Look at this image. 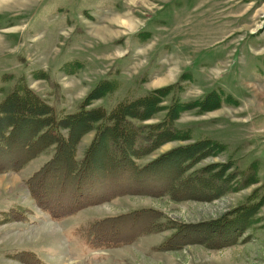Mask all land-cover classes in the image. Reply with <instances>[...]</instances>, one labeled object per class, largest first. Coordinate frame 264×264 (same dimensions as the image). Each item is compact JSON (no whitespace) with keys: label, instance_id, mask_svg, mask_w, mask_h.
<instances>
[{"label":"rangeland","instance_id":"rangeland-1","mask_svg":"<svg viewBox=\"0 0 264 264\" xmlns=\"http://www.w3.org/2000/svg\"><path fill=\"white\" fill-rule=\"evenodd\" d=\"M68 62L77 64L73 73L64 70ZM102 79L117 80V87L88 107L109 109L125 97L178 83L182 100L211 91L230 95L205 112H182L175 125L192 129V139L168 141L139 160L211 138L224 148L213 149L191 170L230 161V190L211 200L126 194L51 219L25 185L51 156L42 152L21 170L0 173V213L17 206L31 210L24 211L26 221L0 224V264H23L8 256L22 249L48 264H264V202L236 243L218 248L189 243L154 250L172 232L164 230L91 249L78 230L95 218L139 207L156 208L178 222L212 220L243 203L253 189L257 199L264 194V0H0V101L25 83L63 115L76 111ZM94 133L81 136L78 159Z\"/></svg>","mask_w":264,"mask_h":264},{"label":"trees","instance_id":"trees-1","mask_svg":"<svg viewBox=\"0 0 264 264\" xmlns=\"http://www.w3.org/2000/svg\"><path fill=\"white\" fill-rule=\"evenodd\" d=\"M76 65L68 62L65 72L73 73ZM181 85L125 97L109 109L103 105L88 107L116 89L117 80L102 79L76 111L57 116L54 107L25 83L17 84L0 101V173L17 172L31 158L51 151L49 159L26 177L25 185L36 206L56 220L126 194L169 195L174 201L217 198L230 190V161L191 170L213 149L224 148L214 139L178 145L139 162L168 141L192 139V129L175 125L182 112L195 108L202 113L230 99V95L222 97L211 91L203 98L182 100L177 94L183 89ZM170 95L171 101L163 104ZM162 111L159 120L146 122ZM91 130L94 136L78 159L77 144ZM257 192L258 188L253 189L243 203L212 220L178 222L156 208L139 207L95 218L78 230L91 249L126 244L164 230L172 232L153 246L154 250L177 249L189 243L223 247L236 243L238 235L253 223V215L264 202V194L257 199ZM24 211L31 212L17 206L0 213V224L26 221ZM124 223H130L128 230L122 229ZM8 256L23 264H48L32 250L22 249Z\"/></svg>","mask_w":264,"mask_h":264}]
</instances>
